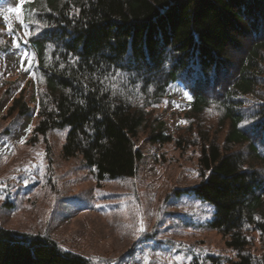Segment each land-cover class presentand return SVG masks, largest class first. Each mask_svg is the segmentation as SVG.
Instances as JSON below:
<instances>
[{"label": "trees", "instance_id": "16d2710c", "mask_svg": "<svg viewBox=\"0 0 264 264\" xmlns=\"http://www.w3.org/2000/svg\"><path fill=\"white\" fill-rule=\"evenodd\" d=\"M22 10L34 81L3 119L36 112L26 144L44 143L50 162L48 135L68 128L62 157L79 155L97 185L138 176L139 129L149 145L193 148L198 182L186 190L213 207L205 226L234 253L209 260L264 264V0H30ZM175 83L190 101L168 134L155 109ZM16 87L0 73V109ZM0 264L108 262L47 231L0 227Z\"/></svg>", "mask_w": 264, "mask_h": 264}, {"label": "rangeland", "instance_id": "374dc122", "mask_svg": "<svg viewBox=\"0 0 264 264\" xmlns=\"http://www.w3.org/2000/svg\"><path fill=\"white\" fill-rule=\"evenodd\" d=\"M27 1L0 0L1 41L8 48L0 53V73L17 85L0 109V227L47 231L65 249L108 264H213L208 256L234 258L222 237L205 226L213 207L186 190L198 182L193 148L149 145L139 129L137 147L144 158L138 176L97 185L79 155L62 157L68 128L48 135L49 162L44 143L26 144L37 122L35 111L3 119L12 98L34 81L33 54L21 44L27 28L8 11ZM189 101L185 86L170 85L155 109L166 133L184 123ZM30 105L35 107V97Z\"/></svg>", "mask_w": 264, "mask_h": 264}, {"label": "snow or ice", "instance_id": "6c2138e0", "mask_svg": "<svg viewBox=\"0 0 264 264\" xmlns=\"http://www.w3.org/2000/svg\"><path fill=\"white\" fill-rule=\"evenodd\" d=\"M9 12H14L16 13L17 15V20L21 23L22 26L26 25L27 21L25 19H23V10L22 8L20 7H17V8H10L8 9ZM9 18L7 16H5V21L7 22ZM11 31H12V28H11V25H9V34H11ZM26 35H31V32L30 31H26L25 32ZM0 43H3V41H0ZM14 43H16V41H14ZM16 46H18V44H16ZM29 131L31 129H28ZM143 229H141L142 231ZM177 260H180L181 257H176Z\"/></svg>", "mask_w": 264, "mask_h": 264}]
</instances>
